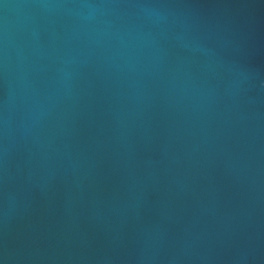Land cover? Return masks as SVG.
<instances>
[{"label":"water","instance_id":"1","mask_svg":"<svg viewBox=\"0 0 264 264\" xmlns=\"http://www.w3.org/2000/svg\"><path fill=\"white\" fill-rule=\"evenodd\" d=\"M0 264H264V0H0Z\"/></svg>","mask_w":264,"mask_h":264}]
</instances>
